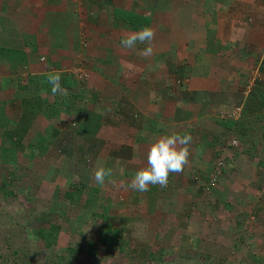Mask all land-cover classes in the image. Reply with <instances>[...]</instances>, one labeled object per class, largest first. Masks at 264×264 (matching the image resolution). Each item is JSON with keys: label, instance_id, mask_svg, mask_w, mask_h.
Wrapping results in <instances>:
<instances>
[{"label": "rangeland", "instance_id": "1", "mask_svg": "<svg viewBox=\"0 0 264 264\" xmlns=\"http://www.w3.org/2000/svg\"><path fill=\"white\" fill-rule=\"evenodd\" d=\"M159 1L154 8L162 11L150 12L152 47L154 54L166 51L148 65V75L155 68L160 73L148 77L153 98L164 93L162 82L168 102L154 125L158 131L166 126L169 135L191 134L188 165L170 174L167 187L150 185L143 193L127 188L147 166L131 164L126 150L117 154L140 128L126 125L139 120L137 110L125 106L129 93L53 95L47 79L37 78L21 92L10 78L0 88V264H264V124L252 119L264 115V107L253 105L264 79L257 67L264 51L249 49V59L239 60L247 45L236 43L256 29L240 28L239 0L228 6L221 4L225 0ZM198 19L204 25L220 19L221 26L206 28ZM213 34L233 37L218 45L217 60L208 58ZM60 69L70 77L67 86L78 87L74 72ZM195 77L203 89L216 80L219 86L233 83L237 92L225 95L226 107L197 105L192 112L185 91ZM205 91L203 98L211 96ZM179 95L183 103H177ZM239 95L247 96L244 102ZM119 103L124 108L115 112ZM174 109L182 117L168 118ZM244 115L251 120L242 122ZM113 131L119 139H112ZM99 167L112 170L102 186L94 178Z\"/></svg>", "mask_w": 264, "mask_h": 264}, {"label": "crops", "instance_id": "2", "mask_svg": "<svg viewBox=\"0 0 264 264\" xmlns=\"http://www.w3.org/2000/svg\"><path fill=\"white\" fill-rule=\"evenodd\" d=\"M158 2L160 1L158 0L156 4L152 5L151 0H1L0 88H6L7 82L11 80L10 78H16L18 83H16L14 89L23 92L29 90L25 84L32 82L34 78L35 80L37 78L36 82L43 81L40 79H47L50 72H60V68L64 67L74 72L71 74V78L78 87H75V89L67 86L65 80L70 77L61 74L62 88L71 91L78 90L77 92L82 94L83 92L103 90L129 93L131 99L130 102L125 103V106H131L130 108L133 110L136 109L139 120L133 119L126 125L128 127L136 125L140 128H137L134 139L129 141L128 144L126 143L127 145H118L119 152L117 154L124 153L126 150L127 154L125 155L131 157V164L143 163L145 166L151 144L161 137V133L165 131L166 126L161 124L158 131L154 122L157 121L158 117L160 118L157 113L161 111L163 104L168 102L165 93L167 87L162 82L159 92L164 93L153 98L152 92H156V90L151 87L152 81L149 77L160 72H158V68H155L156 70L148 75V71L151 69L148 65L154 63L152 61L153 57L157 58V54H162L166 50L156 51L155 54L153 52L154 55L145 58L141 53L147 47V44L138 43L134 48L127 49L121 46V41L131 32L139 31L145 26H152L153 19L151 16L153 15H150V12L157 11L159 14L162 11L154 8L159 6ZM231 2L232 0H225L226 4H221L228 6ZM211 5L209 4V6ZM218 6L217 3L216 7ZM237 7L239 8L237 14L243 16V23L239 21L240 28H249V26L253 28L254 26L256 29L247 31L249 37L239 38V41H236V43L247 45L242 52L243 55L238 57L239 60H245L246 56H248L247 59L251 56L249 55V49H257L259 52L264 51V16H261L259 12H264V0H239ZM233 10L230 12H233ZM121 12H131L145 18L149 16L150 19L147 24L143 23V26H139L137 30L131 22L116 18V14ZM254 16L258 19H253ZM208 20L212 19L208 18ZM198 22L206 28L213 27V29H217L221 26L220 19H213V21H209L208 25L206 22L204 25L202 19L201 21L198 19ZM60 29V34L53 36L52 32ZM259 33L262 35L259 36ZM215 37L214 34L211 37L209 36L206 42L211 49L208 54L210 60H217V51L221 47L218 45L233 43L229 40L233 37ZM247 53L248 55H246ZM141 59H147V62H141ZM260 61L257 67L260 69V74L264 75V62L262 59ZM210 77L211 75H209ZM199 78L195 77L191 80L186 87L188 91H185L191 93L189 102H187L188 105L185 104V107L192 110V112H194V106L196 108L197 105L209 108L215 105L220 108L226 107L229 102L225 95L229 94V97H231L234 95L233 93L237 92L233 83L220 84L219 86L216 80H214V84L209 82V86L207 85V88L203 89L201 85L205 84ZM186 80L189 81L190 79ZM195 83L199 85H195ZM258 86V99L253 104L256 108L259 106L264 107V79L261 78ZM205 90H208V94L211 93L208 98H203V94L206 93ZM248 90H244L243 93L250 95L251 91L247 93ZM183 92L184 89L179 93ZM43 93L46 94V97L47 93L45 91ZM85 93L84 96H86ZM246 97L244 96L243 99L245 100ZM239 98V102H244L242 96L239 95ZM182 99V95L177 96V103H183L185 100ZM121 108L124 107L119 103L115 108V112L122 111ZM152 109L157 110L154 112ZM195 111L198 112V109L196 108ZM168 115V118L173 117L174 120L177 117H182L183 111L174 109L171 113L169 111ZM95 116L99 115L96 114ZM254 117L260 119L259 123L264 124V115H255L252 119ZM198 118L199 116L195 117V119ZM250 118V116L244 115L242 122L251 120ZM160 119H162V116ZM97 121L98 117L95 122ZM167 121L169 124L172 122L169 119ZM98 129L99 126L96 128V132ZM165 132L167 133V130ZM114 133L115 131H113L112 139H119ZM167 135L169 134L167 133Z\"/></svg>", "mask_w": 264, "mask_h": 264}, {"label": "clouds", "instance_id": "3", "mask_svg": "<svg viewBox=\"0 0 264 264\" xmlns=\"http://www.w3.org/2000/svg\"><path fill=\"white\" fill-rule=\"evenodd\" d=\"M154 38L155 30L145 26L139 31L131 32L121 41V46L132 49L138 43L147 44L141 54L148 58L154 51L152 47ZM47 82L52 86L51 92L53 95H68V90L61 86L60 72H50L47 76ZM191 141L192 136L190 133L184 135L174 133L159 137L148 150L147 166L138 170L131 183L126 187L142 193L147 192L150 185L167 187L170 174H179L188 165L190 155L188 145ZM111 175L112 170L105 167H99L94 172L95 181L100 186L104 185L106 178L111 177Z\"/></svg>", "mask_w": 264, "mask_h": 264}, {"label": "trees", "instance_id": "4", "mask_svg": "<svg viewBox=\"0 0 264 264\" xmlns=\"http://www.w3.org/2000/svg\"><path fill=\"white\" fill-rule=\"evenodd\" d=\"M116 18H122L124 20H127L129 22H131V24H134L135 25V28L138 30V27L139 26H143V23L144 24H147L149 22V16L148 17H144L142 15H139V14H135V13H131V12H121V13H118L116 14ZM141 26V27H142ZM83 130L85 131H88V128L86 129V127H83ZM67 196H70V193H67ZM42 230V229H41ZM39 229V231H37V233L39 235H44L43 234V231H41ZM105 235H103L102 237H104ZM106 238L110 237V236H105ZM113 237V236H112ZM106 238H103V239H106ZM114 238V237H113Z\"/></svg>", "mask_w": 264, "mask_h": 264}, {"label": "built area", "instance_id": "5", "mask_svg": "<svg viewBox=\"0 0 264 264\" xmlns=\"http://www.w3.org/2000/svg\"><path fill=\"white\" fill-rule=\"evenodd\" d=\"M235 142V141H234Z\"/></svg>", "mask_w": 264, "mask_h": 264}]
</instances>
